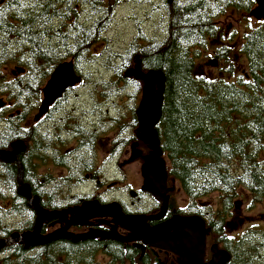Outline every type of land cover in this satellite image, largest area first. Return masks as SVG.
Listing matches in <instances>:
<instances>
[{
  "label": "trees",
  "instance_id": "trees-1",
  "mask_svg": "<svg viewBox=\"0 0 264 264\" xmlns=\"http://www.w3.org/2000/svg\"><path fill=\"white\" fill-rule=\"evenodd\" d=\"M162 2L168 15L165 38L132 42L123 66H109L114 73L112 80H102L98 86L117 90L125 81L121 71L135 59L142 73L163 77L155 131L169 176L191 201L218 195L219 207L205 213L198 210V216L207 221V239L228 254L225 264H264V231L254 240L235 239L225 232L238 190L248 192L253 203L264 198V20L240 36L237 51L245 60V74L233 77L230 43L213 50L211 62L219 63L221 76L197 75L189 49H208L210 41L222 37L220 18L231 11L248 18L254 0ZM113 10L114 0H0V98L7 90L33 104L38 85L51 69L70 60L74 66L90 63L91 49L102 42ZM10 65L27 67L26 77L9 82L2 68ZM134 83L138 86V81ZM3 115L0 112V120ZM26 134L24 138L33 144L25 160H19L22 181L30 186L32 196L38 197L46 191L36 175L34 127ZM19 135L18 131L10 132L0 140L5 144L8 138ZM16 175L13 165L2 173L11 186H15ZM26 211L30 229L34 212L28 206ZM6 249L10 254L0 259L1 264H152L144 257L138 260L139 251L133 248L100 240H57L41 251L27 250L25 255L19 244Z\"/></svg>",
  "mask_w": 264,
  "mask_h": 264
},
{
  "label": "flooded vegetation",
  "instance_id": "flooded-vegetation-1",
  "mask_svg": "<svg viewBox=\"0 0 264 264\" xmlns=\"http://www.w3.org/2000/svg\"><path fill=\"white\" fill-rule=\"evenodd\" d=\"M17 69L23 80L27 67L22 65ZM53 69L38 85L33 104L22 95L16 97L8 93L2 98L5 106L0 110L4 114L0 120V138H6L5 134L10 132L20 134L8 138L5 144L0 140V151H12L13 144L22 143L24 151L16 155L19 164V160H25L27 150L33 144L24 138L30 130L27 125L34 127L36 175L39 185L46 191L37 198L39 204L44 203L43 209L58 213L56 219L42 224L40 234L47 235L68 227L67 231L74 235L113 231L122 237L130 236L115 218L119 210L124 217L143 222L150 229L175 217H198V210H202L198 200L182 199L179 184L168 174V164L159 148L155 126L156 150L154 137L144 133L140 126L137 112L143 91L138 92L134 83L137 78L128 72L117 90L99 87L95 91L85 82L87 73L78 63L74 70L80 83L67 89L43 115L38 116L44 99L42 89ZM84 90L86 92L80 93ZM88 94L95 95V99L91 101L86 97ZM10 165L18 168L15 163L0 161V240L10 239L14 233L31 231L36 218L33 211V225L28 229L27 200L18 194L16 198L17 181L11 186L2 177ZM54 171L58 174L55 175ZM91 202L113 206L110 216H96L98 211L93 208L78 218L76 212ZM204 222L207 226V221ZM90 240L133 248L139 251L138 260L144 257L152 264H182L178 256L144 245L142 241L126 244L100 238L85 241ZM11 245L0 250V259L10 254L6 248ZM20 246L25 255L27 249ZM44 246L29 250L41 251Z\"/></svg>",
  "mask_w": 264,
  "mask_h": 264
},
{
  "label": "water",
  "instance_id": "water-1",
  "mask_svg": "<svg viewBox=\"0 0 264 264\" xmlns=\"http://www.w3.org/2000/svg\"><path fill=\"white\" fill-rule=\"evenodd\" d=\"M255 7L250 11V16L255 21L264 20V0H254ZM139 63H137L138 65ZM137 79L143 82L142 98L139 102L138 120L144 133L154 137V149H157V140L153 127L156 126L160 117V108L162 105V95L164 89V79L160 74H153L152 79L159 80V86L155 89L148 76L141 75L140 68L137 66ZM80 83V77L76 75L73 61H64L57 65L51 72L43 91V102L38 111V116L43 115L49 106H51L67 90L74 88ZM5 106V102L0 98V110ZM154 133V136H153ZM24 151L22 143L12 145V151H0V161L4 163L17 164L18 184L17 194L26 198L27 206L35 212L36 218L31 231L22 234L14 233L10 239L0 240V250L11 244L23 245L25 249H31L38 246L47 245L57 240H70L72 243L85 241L88 239H112L119 243H133L142 241L144 245L152 248L170 252L178 256L182 264H225L229 256L224 250H218L216 245L210 247L211 257L205 262L206 237L209 229L200 217H175L170 221L155 227L148 228L143 222L137 223L134 218L124 217L120 210L115 214L117 222L130 233V236L122 237L116 232H92L82 235H74L67 231V228L55 230L47 235L40 234V228L46 221L56 219L58 213L50 212L39 205L36 196H32L30 186L22 181L21 165L16 160V155ZM96 205V206H95ZM96 208V216L107 217L113 206H99L97 203H85L84 208L76 212L78 218L83 217V213ZM139 222V221H138ZM75 224V223H72ZM143 248V247H142Z\"/></svg>",
  "mask_w": 264,
  "mask_h": 264
},
{
  "label": "rangeland",
  "instance_id": "rangeland-1",
  "mask_svg": "<svg viewBox=\"0 0 264 264\" xmlns=\"http://www.w3.org/2000/svg\"><path fill=\"white\" fill-rule=\"evenodd\" d=\"M168 1V3H170L171 0ZM86 17L87 16L85 15V18ZM86 19L89 20V16ZM218 22L220 26V36L222 35V37L219 38L221 39L218 38L210 41V47L208 49L206 47L196 46L189 49L196 74L221 76V74H218L217 72L219 63L211 62L214 57L213 50L230 43L231 47H233L232 53L234 55L233 77L245 74V60L238 55L237 48L240 44V36H242L247 29L255 26L257 22L251 16L243 18V15L240 13L232 11L226 16L221 17ZM167 26L168 15L162 0H114L111 24L105 32L102 42L91 49L93 55L90 57L91 62L88 64L79 63V66L82 65L85 68L84 72L87 73L85 74V82L88 84L89 88L97 91L100 87L98 85H100L102 80H107V82L112 80L113 76L111 75L113 74H111L112 72H110L109 66H123L122 59L126 57V51L132 42L145 43V41H162L166 36ZM136 37H141V39H136ZM137 63L138 60L135 59L134 63L131 61L128 67L126 64L125 68L121 71V75L125 76V74L129 72L131 76L137 78V66H139ZM19 67L20 66L10 65L2 68V71L5 74V79L10 82L15 78H20L17 69ZM140 74L146 75L142 72ZM152 75V73H149V75L147 74L146 76H148L149 81L153 83L154 88L156 89L159 86V80L152 79ZM142 87L143 82L139 79L137 86L139 93L141 92ZM6 92L8 91L6 90ZM6 92L3 94L8 95ZM82 92L86 91L84 90L80 93ZM86 97L90 98L91 101L92 99H95V95L88 94ZM31 115H33V112ZM30 125H27V129L32 127ZM32 159L33 158H31V160ZM21 169L23 174L22 165ZM54 174L56 175L58 172L54 171ZM180 197L182 199L187 198L181 190ZM1 200L3 199L1 198ZM197 200L198 206L202 208L200 211L203 213L213 211L219 207L217 194H210ZM234 204L235 208L232 210V215L226 221L228 223L225 231L226 234L235 239L239 237H250L252 240L260 238V233L258 232L264 231V198L261 202L253 203L248 192L238 190V197L234 200ZM0 206H2L1 202ZM203 209L205 210L203 211ZM212 245L215 244L206 238V261L211 255L210 247ZM217 249L219 250L218 246Z\"/></svg>",
  "mask_w": 264,
  "mask_h": 264
}]
</instances>
